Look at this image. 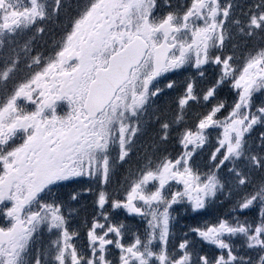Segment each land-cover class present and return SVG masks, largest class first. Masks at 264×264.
<instances>
[{
	"label": "snow or ice",
	"instance_id": "6c2138e0",
	"mask_svg": "<svg viewBox=\"0 0 264 264\" xmlns=\"http://www.w3.org/2000/svg\"><path fill=\"white\" fill-rule=\"evenodd\" d=\"M0 264H264V0H0Z\"/></svg>",
	"mask_w": 264,
	"mask_h": 264
}]
</instances>
